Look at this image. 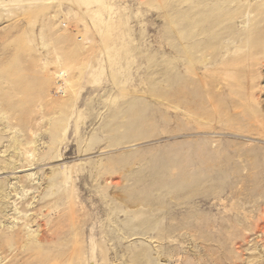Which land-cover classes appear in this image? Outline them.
<instances>
[{
  "label": "rangeland",
  "instance_id": "rangeland-1",
  "mask_svg": "<svg viewBox=\"0 0 264 264\" xmlns=\"http://www.w3.org/2000/svg\"><path fill=\"white\" fill-rule=\"evenodd\" d=\"M0 185V264H264V0H0Z\"/></svg>",
  "mask_w": 264,
  "mask_h": 264
},
{
  "label": "bare ground",
  "instance_id": "bare-ground-1",
  "mask_svg": "<svg viewBox=\"0 0 264 264\" xmlns=\"http://www.w3.org/2000/svg\"><path fill=\"white\" fill-rule=\"evenodd\" d=\"M14 148H15V150H18L19 148H20V146L22 147V143L21 142H19L18 140H14ZM27 158V157H26ZM20 162H23V161H21L20 160ZM25 163L26 164H21V165H17V164H15V163H13V170H17V169H25V168H27V167H29V165L30 166H32L33 164V161L31 160H29V159H25ZM7 168V167H6ZM28 178H32V175H28L27 176ZM19 182H22V186H23V195L22 196H20V193H18V189H16L15 187H14V189L13 190H11V191H13V192H15L16 193V196L18 197V196H20V198H18V199H16V200H14V202L16 203L18 200H23V198L25 197V192L26 193H28L30 190H31V188H30V184L28 185V184H24L23 183V180H19ZM33 182V181H32ZM4 184V183H3ZM197 182H193V184H191L192 186H190V189L191 190H194V189H198L197 188ZM6 185V184H5ZM5 185H0V214H4V212H5V210H6V208L8 207V204H9V202H5V200L6 199H9L10 198V195H11V191L10 192H7V190H5L4 189V186ZM166 188V187H165ZM164 188V189H165ZM173 188V190H174V192H175V194L177 193V194H180V192L183 190L184 191V187L183 188H179V187H177V186H174V187H172ZM187 188V187H186ZM33 189H35L36 190V188L34 187ZM163 189V188H162ZM188 189V188H187ZM189 189V190H190ZM167 190H169V189H167ZM186 190V189H185ZM166 191V189L163 191V192H165ZM198 191V190H197ZM33 198L35 199L36 197L35 196H33ZM20 205H21V208H16V210L18 211V214H22V217H20L21 218V220H24V222H25V227H26V229H23L22 230V228L20 229H18V230H15V229H11L10 231L8 230V231H5V230H0V247H3V246H6V247H10V248H14V247H21L22 245H24V246H26V245H28L29 244V241H31L32 239H31V236L33 235L30 231H27V228L29 227V225H30V222H32V219H31V217L28 215V213L30 212V210L28 209L29 207H30V203H28V205L26 206V204L27 203H24L23 201L21 202V203H19ZM199 206H201L200 204H198ZM16 206H18V205H16ZM203 210V209H202ZM178 212V211H177ZM182 212V211H181ZM168 214V213H167ZM171 214V213H170ZM196 214V213H195ZM5 216V215H4ZM198 217V216H197ZM205 217V216H204ZM208 217V216H207ZM201 218H203V216L201 217ZM207 219H209V218H207ZM204 220V219H203ZM205 221V220H204ZM207 221V220H206ZM205 221V222H206ZM173 222V221H172ZM187 223V222H186ZM193 224H194V222H193ZM196 224V223H195ZM212 224V223H211ZM204 225H205V223H204ZM207 225H208V222H207ZM213 225V224H212ZM183 226V223L182 222H176V223H171V225H169V226H167L164 230H161L160 232H159V234L161 233V235H166V236H170V235H173V234H175L176 233V231H178L181 227ZM196 226V225H195ZM51 227V226H50ZM196 227H198V226H196ZM206 227V229H208L207 227L208 226H205ZM217 228H223L224 227V225H222V224H220V225H218V226H216ZM216 227H211V228H216ZM195 228V227H194ZM210 228V229H211ZM183 229V228H182ZM202 229V228H201ZM205 229V228H204ZM209 231H212L213 232V230L211 229V230H209ZM180 232V231H179ZM100 233H102V234H104V235H106L108 238H109V240H111L112 241V237H113V234H112V231H111V229H109L108 228V226L107 227H105L104 228V231H101ZM201 234V233H200ZM212 234H214V235H217V234H219V232L217 233V232H214V233H212ZM27 236V237H26ZM193 236L194 237H196V234H193ZM53 237V236H52ZM262 239L264 240V236L262 237ZM54 240V239H53ZM52 240V241H53ZM106 241H107V238H106ZM108 243V242H107ZM16 249V248H15ZM14 250V249H13Z\"/></svg>",
  "mask_w": 264,
  "mask_h": 264
}]
</instances>
